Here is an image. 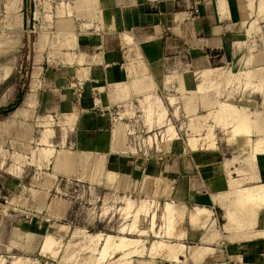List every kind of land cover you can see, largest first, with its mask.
Masks as SVG:
<instances>
[{
  "label": "crops",
  "instance_id": "obj_1",
  "mask_svg": "<svg viewBox=\"0 0 264 264\" xmlns=\"http://www.w3.org/2000/svg\"><path fill=\"white\" fill-rule=\"evenodd\" d=\"M44 7L47 12L53 8L57 28L53 39L44 32L39 38L40 49L48 41L51 49V61L33 72L44 88L38 93L36 85L32 86L34 96L14 113V117H26L36 105L44 113L35 121L42 134L38 138L32 132L26 135L24 146L33 151L28 164L38 169L44 164L54 166L57 153L69 150L75 155L71 164L77 161V154L82 155L84 164L94 173L105 169L107 183L114 184L119 172L142 180L149 167L156 172L154 177L167 180L169 199L175 197L188 207L224 211L215 203L216 194L228 188V167L221 153L201 149L186 154L173 144V151L162 162L156 160L158 154L132 157L122 127L114 129V122L125 109L120 102L133 94L154 91L159 82L150 72L159 81L168 63L194 72L264 67V14L258 12V0H55V4L46 0ZM40 14L37 8L35 16ZM45 17L52 19L50 13ZM260 98L250 100L263 105ZM137 102L135 99L134 104ZM56 127L63 133L61 148H56ZM234 144L238 150L242 145ZM15 161L22 172L25 160L22 165ZM14 166H6L8 174L21 176L10 170ZM240 166L237 163L232 168ZM258 171L264 181V154L258 157ZM47 174L51 173L38 171L31 186H23L21 197L23 192H29L31 198L34 192L51 190L55 180ZM259 216L258 228H264V209ZM199 234L202 238L203 232ZM223 240L215 246L221 249L222 259L206 264H264V237Z\"/></svg>",
  "mask_w": 264,
  "mask_h": 264
},
{
  "label": "rangeland",
  "instance_id": "obj_2",
  "mask_svg": "<svg viewBox=\"0 0 264 264\" xmlns=\"http://www.w3.org/2000/svg\"><path fill=\"white\" fill-rule=\"evenodd\" d=\"M45 2L46 0H0V163L3 161V165H0V257L1 259L5 257L4 264H13V261L18 257L22 258L23 264H80L79 260L86 255V247L93 245L88 236L101 232L119 234L120 228L124 224L131 223L133 219L132 211L135 207L131 210V216L130 213L129 216L125 215L126 213L121 209L125 206L126 201L129 199L137 204L142 198L150 195L149 188L155 187L153 178L156 172L152 169L149 170V167H147L142 180L133 174L125 175L119 172L116 177L117 183H107L106 170L94 173L88 164L81 161L82 155L78 154L77 161L69 167H56L55 164L54 166L53 164L45 166L44 164L42 168L38 169L35 165L28 164L27 158L33 156V151H30V155L24 146L28 141L26 135L32 132V135L38 138L42 134L41 127L36 126L35 121L42 118L44 113L38 109L37 105L33 108V113L26 117H14V113L25 106V99L34 96L31 93L32 86L36 85L38 93L44 88V85H40V82L34 79L33 72L39 66L42 67L46 61H51L49 58L51 49L49 41L40 49L39 38L44 32L49 39H53L54 31L57 30L56 14L53 8L50 12L46 11ZM51 2L55 4V0H51ZM37 8L41 13L39 18L35 16ZM47 13L52 15V19L48 20L45 17ZM210 70L212 71L209 74V80L203 81L205 90L202 92L197 91L201 81L197 78L198 71L185 70L178 64L168 63L159 81L150 72V77L159 82L158 87L152 91L155 94L152 92L150 94L152 97H159L164 101L168 110V118L176 129L177 135L183 140L180 141L181 143L177 139L164 138L163 140L162 132L167 128L165 123L159 126L155 125L153 129L150 123L147 124L146 110H143L145 106L142 104L144 102L142 100L145 99L141 96L142 94H133L132 97L126 98L128 100L120 102L127 106L119 112L116 118L118 122H114V129L122 127L129 149L127 153H133L130 156L152 158L154 154L159 156L161 154V157L156 156V160L162 162L168 156L166 154L173 151V144L181 151H185L186 154H190L195 151L188 144L190 137L195 134L198 137L202 136L199 141L203 143L204 134L208 133L210 129L213 130L211 134L217 135L219 142L217 150L215 148L216 151H214L221 153L224 160L227 161L228 158L242 155L235 144H230L225 140L223 121H214L211 116L208 119L204 117L203 120V117L199 116L217 110L220 101L226 100L229 96L234 97V100L238 99V104L242 105H246L245 101H241L242 98L261 99V96L264 99V84L260 88L261 91H252V88L243 90L242 85L238 84L237 86L236 82V78L241 76L242 69L233 70L223 67L218 71ZM230 72L235 73V76L232 75L231 78ZM229 77L232 79L231 81ZM234 79L236 80L234 81ZM226 80L230 82L227 83ZM171 94L177 98L176 104H171L169 100ZM8 99L11 102L8 103ZM135 99L139 101L136 105L134 104ZM259 103L261 104V102ZM260 104L256 103L255 108H262L263 105L260 106ZM121 113L124 115L119 120ZM261 127L259 128L264 129L262 125ZM198 128L199 131H197ZM156 132H159L157 139L151 143L149 136L155 135ZM56 133L58 141L56 148H61L59 140L63 133L60 127H56ZM199 150L201 149L199 148ZM18 153L20 159L15 157ZM22 154L26 157L24 158ZM47 158L45 155V159ZM15 159H18L21 165L25 160L19 177L8 174L9 170L6 168V166L12 167L15 163L18 164ZM237 163L242 167L248 162L242 156L229 162L228 170L236 172L232 166ZM106 167L112 170V167ZM246 167L247 165H245ZM38 171L42 174L44 172L51 173L49 174L51 176L47 174V177H52L55 180L52 189L47 190L44 194L34 192L35 194L31 195V198H28L29 192H23L21 197L20 192L23 186H31V178L35 174L37 175ZM247 172V176L250 177L259 173L257 167L254 171L248 169ZM138 173L141 174V169ZM146 173L149 175L148 178L145 176ZM18 194H20V198L11 201ZM156 197L161 205L170 200L168 194L165 193L160 198ZM135 203L134 205H136ZM215 203L218 205L217 197ZM4 205H7V208ZM156 209L160 216L162 209L157 207ZM212 210L209 226L201 230L202 238H199L198 235L192 238L189 236L190 239L184 238L186 246L180 254V258L173 262L165 260L164 255L159 254L156 258H151L147 248L153 240L154 231L142 234L140 238L147 239L148 242L144 247L146 248L144 256L138 257L137 264H206L208 261L222 259V251L217 247L208 255L201 257L191 253V250L199 245L208 243L215 247L222 243V239L227 242L237 241L241 238L239 230L230 224H225V210L220 208H212ZM140 217L142 218L139 220L140 224L142 223L143 228L148 229L150 227L149 220L146 222L143 214ZM59 224L64 228L60 233L54 235L58 241L54 248L56 252L52 249L44 250L46 236L50 232L59 231ZM188 224L189 221L186 220L183 226L190 228L191 225ZM165 228L164 220L158 217L157 232H155L165 235ZM221 228L224 230L223 233L218 230ZM127 235L138 237L135 236L136 233L130 231ZM229 236H233V239ZM209 238L211 240H208ZM238 241L245 240L241 238Z\"/></svg>",
  "mask_w": 264,
  "mask_h": 264
},
{
  "label": "bare ground",
  "instance_id": "obj_3",
  "mask_svg": "<svg viewBox=\"0 0 264 264\" xmlns=\"http://www.w3.org/2000/svg\"><path fill=\"white\" fill-rule=\"evenodd\" d=\"M258 8V12L260 14H264V0H258ZM209 70H201L197 73V78L201 80L197 89L198 92H202L205 90L203 81L209 80V74L211 72ZM230 74L231 78L232 75L235 76V73L230 72ZM230 74L228 73V76ZM240 75L241 76H238L236 78L237 80L234 79V81L236 80L237 82V86L238 84L240 86L242 85L243 90L252 88V91H261L260 88L264 84V67H252L249 69L245 68L240 73ZM231 78L230 81L232 80ZM150 93L151 92H147L141 95L144 97L143 99H145L142 100L144 101L142 104H144L145 106V109L143 110H146V115H144L147 118L146 120H148L147 124L150 123V126L153 129L155 125L159 126L165 123V126L167 128L162 132L163 140L164 138H169V140L177 139L179 140V143H181L183 140L180 138V136L177 135L176 129L172 125L170 118H168V110L164 104V101L159 97H152V94ZM174 96H172V94L170 96L169 100L171 104L177 103V98H175ZM234 99V97L229 96L226 100L220 101L217 110H212L207 114L204 113L203 116H198L201 118L203 117V120L204 117H206L205 119H208L211 116L213 118L212 120L214 121H223V128H225V140L230 144H234L237 142L242 144L239 148V151L242 155L239 154L238 157L234 156L228 158L226 161V165L232 160H237L243 156L245 161L248 162L245 164L247 165V167L245 168V165L242 167H237L235 168L236 172L228 170V188L221 193L216 194V197L218 205L225 210V224H230V226L239 230V234H241L240 237L242 238V240L244 239L246 241L251 238L264 237V228H258V221L260 217L259 214L261 210L264 209V181L261 180L259 173L252 177L247 176L248 169L250 171H254L256 167L258 168V157L259 155L264 154V129H261V125L263 126L264 123V102L262 110L252 108L256 103V101L254 100H247L242 98L241 101L246 102V105H242L241 103L238 104V99ZM122 115H124V113H121L119 118H122ZM219 123L222 124V122ZM199 128L197 131L200 130ZM211 131L213 130L210 129L208 133L206 132L207 134H204V141L202 140L203 143L199 141L202 136L198 137L197 134L192 135L188 140L189 142L187 141L189 146L192 147L195 151L199 150V148L204 150L213 149L212 151H214L216 148L217 150V135L215 133L211 134ZM158 133L156 132L155 135L149 136L151 143L153 140L157 139ZM25 147L28 149L27 145H25ZM72 155L75 156L69 150L58 152L55 159L56 167L71 166L73 164L70 163V158ZM89 163L92 164L91 161H89ZM13 168V170L12 168L10 169L11 171H13V173L21 172L19 170V165L15 164ZM99 168L100 167H98V169ZM235 173H237V175H235ZM148 176L149 175H146L147 178ZM153 179L155 180V187H153L152 189L149 188L150 195L148 197L142 198L137 204L134 201H129V199L127 201L125 200V206L121 208L123 209V212L126 213L125 215L129 216L130 213L131 216V210L133 207L135 208H133L134 210L132 211L133 219L131 223L124 224L120 228L119 234L101 232L98 234H90L88 236L93 245L86 247V255L81 260H79L80 264H93L94 262L97 264H137L138 257L144 256L146 249L144 247L148 242L147 239H142V237L140 238V236L145 233L148 234L152 231H154V237L150 242L151 246L148 245V255L151 258H156L157 254L164 255L165 260L173 262L180 258V254L186 246L184 238L188 237V239H190L192 237H195L198 235L197 233L199 231L209 226V219L213 212L211 207L195 205L190 208L185 203L177 200L175 197L167 200L166 203L161 205L159 200L157 201L156 196L160 198L163 193L167 194L169 192V185L167 180L163 177H154ZM134 203L136 205H134ZM156 207L162 209V213L160 214V216L157 213ZM152 208L154 209L152 210ZM142 214L145 218V221L149 220L150 222V227L148 229L143 228L144 225L142 223L141 227L139 220L142 219V216L140 217V215ZM158 217L164 220L166 226L165 235L159 232L156 233ZM186 220L189 221V224L191 225L190 228L183 226ZM63 228L64 226L59 224V231L50 232L46 236L43 245L44 250L52 249L54 250V252H56L54 248L57 246L58 241H56V237L54 235L56 233H60L61 229ZM129 231L134 232V234L136 233L135 236L138 237H129L127 235ZM229 237L233 239V236ZM208 240L211 239L209 238ZM215 248L216 247H212L210 244L206 243L195 247L191 250V253H194L197 257H201L204 255H208L209 253L214 251ZM4 258L1 259L0 257V264H4ZM161 258L163 259V257ZM23 263L24 262L20 257L16 258V260L13 261V264Z\"/></svg>",
  "mask_w": 264,
  "mask_h": 264
}]
</instances>
